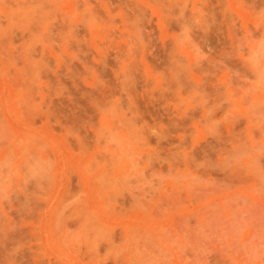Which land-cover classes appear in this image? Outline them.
I'll list each match as a JSON object with an SVG mask.
<instances>
[{
    "label": "rangeland",
    "instance_id": "rangeland-1",
    "mask_svg": "<svg viewBox=\"0 0 264 264\" xmlns=\"http://www.w3.org/2000/svg\"><path fill=\"white\" fill-rule=\"evenodd\" d=\"M262 66L264 0H0V264H264Z\"/></svg>",
    "mask_w": 264,
    "mask_h": 264
},
{
    "label": "bare ground",
    "instance_id": "bare-ground-1",
    "mask_svg": "<svg viewBox=\"0 0 264 264\" xmlns=\"http://www.w3.org/2000/svg\"><path fill=\"white\" fill-rule=\"evenodd\" d=\"M263 67V66H262ZM262 67H261V70L260 71H264L263 69H262ZM264 68V67H263ZM259 73V77H260V74H261V72H258ZM261 75H263V74H261ZM262 78V77H261ZM263 80H264V78H263ZM0 91H2V89L0 90ZM1 95H2V92H1ZM259 97V96H258ZM4 98V97H3ZM39 133V132H38ZM41 133V132H40ZM39 133V134H40ZM129 133V132H128ZM42 134V133H41ZM42 137H43V135H41ZM138 138V137H137ZM39 140V139H38ZM117 140V139H116ZM117 142H119V141H117ZM116 142V143H117ZM42 143H43V141H42ZM120 143V142H119ZM133 143V142H132ZM39 145V144H38ZM38 145H35V147H40V146H38ZM133 145H135V143L133 144ZM139 146H141V145H139ZM138 146V147H139ZM59 147V146H58ZM23 148V147H22ZM26 148H27V146H26ZM24 149V148H23ZM42 149V148H41ZM58 149V148H57ZM126 149V148H125ZM135 150V149H134ZM59 152V151H58ZM23 153V150H21V152L19 153V154H22ZM136 154V153H135ZM6 155V154H5ZM133 155V154H132ZM140 155V154H139ZM134 156V155H133ZM135 156H137V155H135ZM142 156V155H141ZM130 157H131V155H130ZM24 158H25V156H24ZM5 159V158H4ZM131 159V158H130ZM25 160V159H24ZM48 160V159H47ZM139 160V159H138ZM5 161V160H4ZM4 161H2L4 164H5V162ZM8 161V160H7ZM133 161V160H132ZM137 161V160H136ZM20 162H22V160L20 159ZM24 162V161H23ZM25 163H26V160H25ZM133 163H134V161H133ZM133 163H132V165H133ZM138 163H140V162H138ZM2 164V163H1ZM1 164H0V166H1ZM7 164V163H6ZM5 164V166H8V165H6ZM29 164V163H28ZM135 164H137V163H134V166H137V165H135ZM4 166V165H3ZM21 166V165H20ZM17 167V166H16ZM22 167V166H21ZM9 168V167H8ZM8 168H5V170H6V172H7V170H8ZM23 169V168H22ZM25 169V168H24ZM132 169V168H131ZM3 171V170H2ZM9 171V170H8ZM24 171V170H23ZM135 170H133V172H134ZM138 172H141L140 170L138 171ZM2 173H4V172H2ZM7 175V174H6ZM4 176V177H8V176ZM1 177V176H0ZM2 180H3V176H2ZM5 180V179H4ZM11 183H13V181L11 180ZM21 183V182H20Z\"/></svg>",
    "mask_w": 264,
    "mask_h": 264
}]
</instances>
